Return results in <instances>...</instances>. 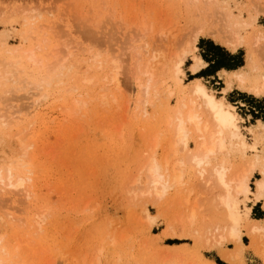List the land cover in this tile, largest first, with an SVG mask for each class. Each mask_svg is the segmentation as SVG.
Instances as JSON below:
<instances>
[{
  "label": "rangeland",
  "instance_id": "374dc122",
  "mask_svg": "<svg viewBox=\"0 0 264 264\" xmlns=\"http://www.w3.org/2000/svg\"><path fill=\"white\" fill-rule=\"evenodd\" d=\"M191 1L0 0V167L13 160L14 173L27 179L30 192L25 197L0 191V261L233 264L228 253L239 251L219 239L226 236L217 200L223 190L209 168L206 177L188 166L185 183L159 197L144 186L148 161L163 167L168 161L171 171L198 147L199 134L192 130L186 148L173 147L174 111L181 95L190 98L195 79L233 106L244 141L254 146L223 155L227 180L257 160L253 191L264 166V96L235 78L230 91L221 93L233 73L247 71L249 84L264 70V0ZM225 16L239 25L228 26ZM235 31L241 43L232 49L227 40ZM188 42L196 49L175 75ZM30 52L40 64L26 59ZM194 57L206 63L196 74L190 69ZM235 64L239 68L232 69ZM113 67L118 88L105 79ZM33 101L39 110L29 114ZM203 114L210 131L212 119ZM254 203L252 195L238 203L240 256L245 264H264V241L250 231L264 224L263 202Z\"/></svg>",
  "mask_w": 264,
  "mask_h": 264
},
{
  "label": "bare ground",
  "instance_id": "6f19581e",
  "mask_svg": "<svg viewBox=\"0 0 264 264\" xmlns=\"http://www.w3.org/2000/svg\"><path fill=\"white\" fill-rule=\"evenodd\" d=\"M193 1H195V0H193ZM207 1H208V5H209V2H212V1L215 2L214 0H212V1L207 0ZM205 2H206V0H205ZM213 2H212V4L214 5ZM205 4H207V3H205ZM215 11L218 12L217 10H215ZM220 14H221V12H220ZM223 15H226V13L221 15L222 18L224 19ZM222 18L220 17V20H223ZM225 18H226L225 21H226L227 25L230 27H231V25L232 26L235 25V27H236V25L238 24L237 20L233 21V20H235V18L233 20H230L231 19L230 16H227V17L225 16ZM236 19H238V18H236ZM220 20H218V21H220ZM250 20H251V18H250ZM251 22H252V20H251ZM221 23H223L222 25H224L225 22L222 21ZM240 24H241V22H240ZM242 25L244 26L247 24H242ZM249 25H250V23H249ZM224 26H226V25H224ZM227 27H225V28L230 29ZM200 29H198V31H200ZM198 31L196 30V33H198ZM227 31H229V30H226V32ZM231 32H232V30L229 31V33H228V34H230V36H231ZM194 34L192 33V35H191L192 37H190V39H189L192 43H193V41L191 39H193V37L195 38ZM237 35H238L237 31H235L234 34L232 35L234 37H231V40L226 39L228 41V45L232 46V49L235 47L237 48L238 44L240 46L241 41L239 43V35L238 36ZM259 35H261V34H259ZM226 36H227V33H226ZM256 36H258V35H256ZM262 36L264 37V35H262ZM228 38H229V36H228ZM195 39H194V41H195ZM256 40H259V38H256ZM260 40H262V39H260ZM227 41H225V43H227ZM254 41H255V39H254ZM192 43L188 42V44H190V45H188L190 47V49L189 48H188L189 50L182 49V50H184V52L182 51V54L180 53L181 56L178 59H177V57H178L177 54L174 55V56H176L174 58H176L177 60L175 59L176 64H175V66L173 65L174 66V69H173L174 71L172 70L174 72L173 74L178 75L181 72V67L184 64L186 56L188 55V53L190 52L191 49H196V47L194 45H192ZM256 43H258V42H256ZM256 43L254 42V44H256ZM191 45H192V47H191ZM65 48L68 49L67 46ZM253 51H255V50H253ZM260 52H261V49H260ZM262 53H263V51H262ZM70 55H71V53L67 52V56H70ZM148 56H150V55H148ZM26 59L33 65L37 64V63L40 64L39 62H37L35 60V57L32 54V52L27 54ZM150 59H153V57H151ZM18 60L21 61L20 59H18ZM113 60L116 63H118L117 59H113ZM193 60H194V62L190 67L192 74H196L206 67V63L203 62L201 59L194 57ZM252 60L249 59L248 65L253 66L254 63ZM10 61H12V60H10ZM171 68H173V67H171ZM10 71H11V69H10ZM117 74H118L117 68L113 67L110 77L109 76L105 77V79H107L108 85L111 84V86L118 88L119 79L117 77ZM248 74L249 73H247V71H246V73H243V72L233 73L232 77H229L228 81H226V86L222 89L221 93H227L228 91H230L232 79L235 78L240 83L242 88H246L247 91H250L254 95L264 96V70L258 71L256 76H253V77H256V80L254 79V82H252V79H251L250 82L247 80L249 82V84H246L245 76H248ZM150 77H151V75L149 74L148 78H150ZM0 79H2V78H0ZM191 82H192V86L189 88V90H191V91H189V92H191L190 98L185 97L184 95L180 94L182 97L180 99L179 104H177V107L175 109L176 111H174L175 115H173L174 116L173 127L175 128L174 129L175 130V142H174L173 147L177 146V145H181L182 149L186 148L187 140L189 138L191 130L199 134V135L195 134L198 137L194 136L199 141V144H197L198 143L197 142L196 143L197 145H195L198 147H197V149H195L196 150V151H194L195 153H192V151H191V154H189V155L187 154L188 156H186L187 157L186 159L180 160V158H181L180 157L178 160L179 164L177 167L174 165V164H176V161H175L174 164L172 165V167L173 166H175V167H173L171 169V171L167 167L168 161H166V166L163 167L164 165L162 166L161 164H158L154 159H151V160L149 159L150 161H148V164L144 168L145 170L143 169L145 171L144 174L146 175L145 177L147 179L146 184L144 186H145V189L147 188V190H146L147 192H151V193L153 192L156 197L157 196L159 197V196L165 194V191L170 186H172V185L178 186V185L182 184V181H183L182 177L184 175L183 173L185 172L184 169L187 168L188 166L193 168L194 171H196L201 176L204 173V176L207 177V175H209V177H210V174H211L213 177H210V178L215 179V181L213 180L215 182L214 185H216V184L219 185L223 190V191L221 190L223 192V194L222 193L219 194L221 196L219 197V195H218L217 200L219 201L218 205H219V208H221L220 212L222 214V216H221L222 219H220V220H222L223 223L222 222L221 223H222V225H224L222 230L223 229L225 230L226 236L225 235H224L225 237L220 236L219 239L229 240L230 242H233L238 247L237 250L239 252H236L234 254L228 253L227 260L229 262H232L233 264L234 263L245 264L242 260V257L240 256L241 255L240 252L244 248V244L242 243V234H241V231L239 229L241 215H240V212L238 211V203H239V201H242L243 199H248L249 195L253 196V200L255 203H258L259 201L264 200V166L260 170L261 176L258 179H256L254 182L255 189L253 191L250 190V182H251L252 176H253L254 171H255V166H256L257 160H254L252 162H248L246 167L242 170V172L240 174H238V176L236 178L234 177L233 181L227 180V178H228L227 174L229 173L228 172L229 171L228 170L229 164L226 165V159L223 157V155L229 154L232 152L233 149L236 150L237 148L242 149V150H240V152L241 151L243 152L246 148H249V150L250 149L252 150V149H254V146H253V144L248 145L244 141V137L242 136V134L240 133V131L238 129L236 118L231 112V109L233 108V106H231L228 103L224 104L222 101L216 99L214 97V95L208 91L206 86L201 84L198 79H195ZM146 84H147V82H146ZM147 85H149V84H147ZM147 85H145V87H144L146 92L149 91L148 87H150V86L146 87ZM37 86L39 87L40 84L38 83ZM139 87H140V85H139ZM39 89H42V88L40 87ZM143 89L141 87L140 90H142V92H144ZM181 92H179V93H181ZM179 93H178V95H179ZM170 94H171V92H170ZM186 98H188V99H186ZM197 101H199L198 104L196 103ZM38 102L39 101H33L30 103L31 111L29 114H36L38 112V110H39ZM197 105H198V107L196 108ZM135 108H138L137 104H135ZM203 112L206 113V115H208V116L210 115V117H211L210 120L212 119L211 120V126L213 127V129L210 131H208L209 125L207 123H204L206 125H202V121H203L202 119L204 118ZM139 114L141 116H143L145 113L143 111L142 112L140 111ZM209 128H211V127L209 126ZM263 128H264V126H263ZM193 141L195 142V140H193ZM156 145H154V147ZM21 146L22 145H20L19 147H21ZM26 147L28 148V145H26ZM26 147H25V149H26ZM234 147H236V149ZM22 151H23V148H22ZM236 152H238V151L236 150ZM241 154H244V153H241ZM208 168H209L208 172H210V174L207 172ZM14 170H15L14 161L13 160L12 161H9V160L5 161L4 160V165L2 167H0V191L8 188V190H11L12 192L23 193V195L25 197H29L28 193H30V192H27V189L24 187L25 182H27L26 181L27 179H24V177L16 175L14 173L15 172ZM206 172L208 173L207 175H205ZM209 177H208V179H209ZM206 182H207V178H206ZM211 182H212V180H211ZM137 185L139 186L138 183H137ZM217 185H216V187L218 188ZM239 197L241 199H239ZM263 209H264V204H263ZM145 215H146V217H151L149 214H147L146 210H145ZM250 231L254 234H259L258 239L261 238L264 241V224H262V223L254 224L251 227ZM222 234H225V233H222ZM255 245H256V243H255ZM252 246H254V244ZM260 246H262V245L260 244ZM261 249H262L261 253L262 252L264 253V245H263V248H261ZM256 250H259V248ZM0 264H6V263H3L2 261H0Z\"/></svg>",
  "mask_w": 264,
  "mask_h": 264
},
{
  "label": "trees",
  "instance_id": "16d2710c",
  "mask_svg": "<svg viewBox=\"0 0 264 264\" xmlns=\"http://www.w3.org/2000/svg\"><path fill=\"white\" fill-rule=\"evenodd\" d=\"M238 66H240V65L239 64H235L232 69H237V68H239ZM232 69H230V70H232Z\"/></svg>",
  "mask_w": 264,
  "mask_h": 264
},
{
  "label": "crops",
  "instance_id": "0c3cea01",
  "mask_svg": "<svg viewBox=\"0 0 264 264\" xmlns=\"http://www.w3.org/2000/svg\"><path fill=\"white\" fill-rule=\"evenodd\" d=\"M259 202H263V204H264V200H262V201H259ZM259 202H258V203H259ZM254 205H256V203H254Z\"/></svg>",
  "mask_w": 264,
  "mask_h": 264
}]
</instances>
